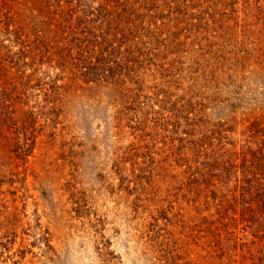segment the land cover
I'll use <instances>...</instances> for the list:
<instances>
[{
	"label": "rangeland",
	"instance_id": "rangeland-1",
	"mask_svg": "<svg viewBox=\"0 0 264 264\" xmlns=\"http://www.w3.org/2000/svg\"><path fill=\"white\" fill-rule=\"evenodd\" d=\"M0 264H264V0H0Z\"/></svg>",
	"mask_w": 264,
	"mask_h": 264
},
{
	"label": "trees",
	"instance_id": "trees-1",
	"mask_svg": "<svg viewBox=\"0 0 264 264\" xmlns=\"http://www.w3.org/2000/svg\"><path fill=\"white\" fill-rule=\"evenodd\" d=\"M128 64H125V67L128 69V66H127ZM97 78V77H96ZM100 79V81L101 82H104V81H106L107 82V80L106 79H104L103 78V80H102V78H99ZM119 82V80L118 79H116V83H118Z\"/></svg>",
	"mask_w": 264,
	"mask_h": 264
}]
</instances>
